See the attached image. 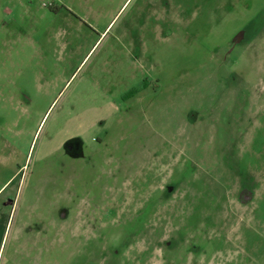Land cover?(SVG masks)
I'll return each mask as SVG.
<instances>
[{"label":"rangeland","instance_id":"obj_1","mask_svg":"<svg viewBox=\"0 0 264 264\" xmlns=\"http://www.w3.org/2000/svg\"><path fill=\"white\" fill-rule=\"evenodd\" d=\"M0 264H264V0H0Z\"/></svg>","mask_w":264,"mask_h":264},{"label":"flooded vegetation","instance_id":"obj_2","mask_svg":"<svg viewBox=\"0 0 264 264\" xmlns=\"http://www.w3.org/2000/svg\"><path fill=\"white\" fill-rule=\"evenodd\" d=\"M166 4L169 5L168 2H166ZM148 8H149V9H151V8H155V10H154L155 15H157L158 12H160V8H157V7H150L149 5H148ZM149 9H148V10H149ZM167 12H170V11H169V7L165 9V14H164V15H165V18H167ZM76 16H77V15H76ZM77 17H78V16H77ZM154 19H157V18H154ZM132 40H133V39H132Z\"/></svg>","mask_w":264,"mask_h":264}]
</instances>
